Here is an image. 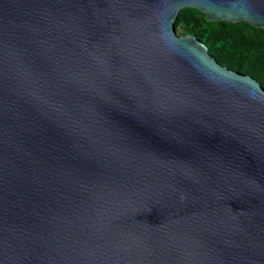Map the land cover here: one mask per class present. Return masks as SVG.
I'll return each instance as SVG.
<instances>
[{"label":"water","instance_id":"95a60500","mask_svg":"<svg viewBox=\"0 0 264 264\" xmlns=\"http://www.w3.org/2000/svg\"><path fill=\"white\" fill-rule=\"evenodd\" d=\"M182 8L264 28V0H0V264H264V88Z\"/></svg>","mask_w":264,"mask_h":264},{"label":"trees","instance_id":"16d2710c","mask_svg":"<svg viewBox=\"0 0 264 264\" xmlns=\"http://www.w3.org/2000/svg\"><path fill=\"white\" fill-rule=\"evenodd\" d=\"M174 28L178 36L190 34L201 41L217 63L251 76L264 88V28L244 21H209L196 8H182Z\"/></svg>","mask_w":264,"mask_h":264}]
</instances>
